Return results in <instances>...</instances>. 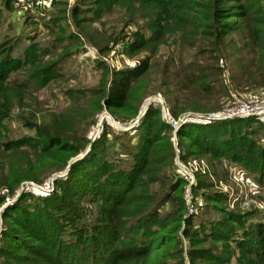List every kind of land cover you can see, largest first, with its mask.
Returning <instances> with one entry per match:
<instances>
[{
	"label": "trees",
	"instance_id": "trees-1",
	"mask_svg": "<svg viewBox=\"0 0 264 264\" xmlns=\"http://www.w3.org/2000/svg\"><path fill=\"white\" fill-rule=\"evenodd\" d=\"M6 1L10 8H15L13 0ZM237 2L239 0H78L71 13L82 15L79 22L90 23L119 9L131 20L141 21V29L121 41L120 53L129 57L140 53L147 56L126 70L112 73L115 86L124 90L129 84L142 80L148 70V55L156 52L165 37L186 29L194 30L199 40H208L205 45L217 54L211 60L215 64L220 62L218 54L223 39L228 33L240 30L229 22L241 9ZM248 10L255 14V22L264 21V10L258 2L249 5ZM112 36L104 39V45L98 48L100 53L116 46L119 40ZM70 38L75 39V36L72 34ZM109 42L111 47H108ZM253 46L259 48L257 44ZM183 68L180 90L192 92V100L203 102L200 112L218 109L214 97L219 96L221 89L214 87L216 80L198 85L212 77L204 73L208 68L195 63ZM216 68V74H222L220 66ZM260 70L256 67L254 72ZM21 92L18 85L0 81V136L6 132L2 122L25 100ZM120 94L117 93L118 100ZM26 100L32 102L30 98ZM93 106L95 114L99 107L96 102ZM172 114H177L174 109ZM157 116V108L149 109L132 129L135 135L127 141H119L125 151L120 162L108 157L111 146L106 145L107 134L88 142L69 131L66 125L70 121L65 120V123L61 115L51 121L50 127L36 124L32 116L33 121L22 123L34 137L0 141V154L23 152L33 158L5 182L2 167L0 169V264H186L185 258L189 264L194 260L201 264H229L236 254V264H264L263 222L249 214L217 207L216 204L226 200L221 192L202 193L203 200L198 201L195 212L187 213L183 196L188 185L186 177L175 166L174 181L160 177V166L176 156L170 137H165L166 132L172 133L171 126ZM263 129L264 125L253 118L215 121L203 126L180 125L175 132L177 146L186 142L187 149L179 151L178 160L185 163L188 157L196 155L222 158L234 162L250 173L253 180L259 181L264 177V139L255 147L251 136ZM152 149L157 150L149 158ZM45 168L43 178L50 168L53 172L65 171L63 177L52 179L51 193L22 194L8 200L21 182H41L37 173ZM164 180L170 183L164 198L157 200L152 188L164 186ZM179 185L182 196H172ZM210 187L211 183L195 179L190 185L193 203H197L193 195L196 189ZM163 202L171 203L172 207L159 213L157 206ZM205 209H211L212 214L203 216ZM157 230H165L169 235L179 231L187 238L186 247L177 246L170 251L165 241L155 243ZM161 237L164 235L160 234Z\"/></svg>",
	"mask_w": 264,
	"mask_h": 264
},
{
	"label": "rangeland",
	"instance_id": "rangeland-1",
	"mask_svg": "<svg viewBox=\"0 0 264 264\" xmlns=\"http://www.w3.org/2000/svg\"><path fill=\"white\" fill-rule=\"evenodd\" d=\"M59 1L48 4L43 10H37L35 2L22 7L13 1L15 8H10L6 0H0V81L18 85L25 98L19 108L12 109L9 119L2 122L6 132L1 133L0 141L34 137L33 132L22 123L33 121L32 116L35 117L36 124L50 127L51 121L61 115L64 122L70 121L66 128L76 133V137L83 136L88 142H93L103 133L107 134L106 145L111 146L108 157L120 162L125 151L119 141H127L135 135V130L132 129L137 126V117L143 109L142 116L149 109L157 108L158 120H163L165 113L177 122L184 115L212 113L230 105L232 94L264 92V21L255 22V14L248 10L249 5L254 2H258L264 10V0L237 2L241 9L237 11V17L229 22L240 30L228 33L223 39L218 54L220 62L217 64L211 60L217 54L205 45L208 40H199L194 30L186 29L165 37L156 52L148 55V70L142 80L129 84L124 90L115 86L112 73L126 70L147 56L140 53L129 57L120 53L121 41L139 31L141 21L131 20L123 11L114 9L102 15L98 21L82 23L79 22L81 14L71 13L78 0ZM72 34L75 39L70 38ZM109 36L117 37L118 43L111 51L100 53L98 48L104 45V39ZM254 44L259 48L254 47ZM67 45L70 48L61 49ZM108 45L111 47L110 42ZM74 47L78 50L74 51ZM18 60L21 62L15 65L14 62ZM189 63L208 68L204 73L212 75L205 82H198V85L216 80L214 87L221 89L219 96L214 97L218 109L200 112L203 102L192 100V92L180 90V84L183 85L180 77L185 73L183 67ZM218 65L222 74H216ZM17 66L18 69H13ZM256 67L261 70L254 72ZM119 92L121 98L118 100ZM26 98H30L32 102ZM95 102L99 110L94 114ZM107 103L110 107H107ZM173 109L177 113L175 116L172 114ZM165 137H170L175 156L177 152L179 154V151L187 149L186 142L181 147L177 146L178 140L173 130L172 133L166 132ZM251 139L255 147L260 145L264 139V129L253 133ZM156 150H150L149 158ZM32 160L30 154L23 152L0 154L3 182L13 178V173L18 174L23 169L22 166ZM174 166L177 170V166L180 167L186 181L192 179L191 185L195 179L211 183L207 190H195L193 195L197 197V203L193 204L194 209L198 201H201L202 193L221 192L225 194L226 200L216 204L217 207L249 214L264 223V177L259 181L253 180L250 173H246L234 162L202 155L188 157L185 163L176 158L166 160L164 166H160V177L165 176L169 181H174ZM50 170L44 178L46 168L37 173L42 178L39 183L21 182L8 200L16 199L22 194L51 193L53 184L42 191L29 186L30 183L34 186L52 183L53 178L65 175V171L53 172V168ZM169 181L164 180L162 187L152 188L157 200L164 198ZM244 181H251L254 189L244 187ZM172 196H182L180 185ZM157 207L158 212L162 213L168 211L172 204L163 202ZM211 214V209H205L203 216ZM160 234L164 237L159 238ZM155 238V243L165 241L170 251L177 246L186 247L187 244V238L179 231L169 235L165 230H157ZM236 259L237 254L229 264H236ZM185 262L189 264L187 258ZM193 264L201 262L194 260Z\"/></svg>",
	"mask_w": 264,
	"mask_h": 264
},
{
	"label": "built area",
	"instance_id": "built-area-1",
	"mask_svg": "<svg viewBox=\"0 0 264 264\" xmlns=\"http://www.w3.org/2000/svg\"><path fill=\"white\" fill-rule=\"evenodd\" d=\"M16 5H21L22 7L25 5H28L31 2H35L36 6L39 7L41 5L42 7H45L47 5V2L57 1V0H13ZM232 102L230 105L217 110L212 113L202 114V115H194L192 118H185L180 123H191L196 125H208L211 122L215 121H225V120H232V119H247V118H253L259 123L264 125V92L259 93H235L231 95ZM163 120L165 123L171 126L173 132L177 130L179 127L178 121L175 122L169 115L163 114ZM180 124V125H181ZM178 154V152H177ZM176 154V159H178V155ZM178 167V170L182 173L180 170V167ZM236 175H239L238 172H235ZM192 179L190 178L187 180L188 185L184 188V200L186 203V209L188 213L195 212L193 201L191 199V193H190V185H191ZM52 183H47L42 186L32 185L30 183V187L42 191L49 186H51ZM243 186L246 187L248 190H253V183L250 181H244Z\"/></svg>",
	"mask_w": 264,
	"mask_h": 264
},
{
	"label": "water",
	"instance_id": "water-1",
	"mask_svg": "<svg viewBox=\"0 0 264 264\" xmlns=\"http://www.w3.org/2000/svg\"><path fill=\"white\" fill-rule=\"evenodd\" d=\"M149 103H147V105H148ZM144 113V109L140 112V114H139V116L137 117V120L142 116V114ZM192 117H194V115H184V116H182L181 117V119L178 121V124H179V126H180V122L183 120V119H185V118H192ZM175 132L176 131H174V136H175ZM76 159H74L73 161H75ZM72 161V162H73Z\"/></svg>",
	"mask_w": 264,
	"mask_h": 264
},
{
	"label": "crops",
	"instance_id": "crops-1",
	"mask_svg": "<svg viewBox=\"0 0 264 264\" xmlns=\"http://www.w3.org/2000/svg\"><path fill=\"white\" fill-rule=\"evenodd\" d=\"M50 3H51V2H47V5L50 4ZM47 5H46V6H47ZM46 6H45V7H46ZM45 7H42L41 5H39V7H38V6L36 7V9H37V10H41V9L43 10Z\"/></svg>",
	"mask_w": 264,
	"mask_h": 264
}]
</instances>
